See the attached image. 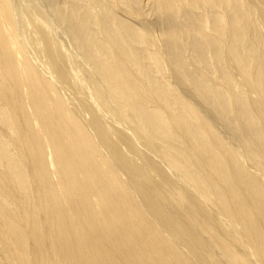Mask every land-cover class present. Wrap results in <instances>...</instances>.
Instances as JSON below:
<instances>
[{"label":"bare ground","instance_id":"1","mask_svg":"<svg viewBox=\"0 0 264 264\" xmlns=\"http://www.w3.org/2000/svg\"><path fill=\"white\" fill-rule=\"evenodd\" d=\"M0 264H264V0H0Z\"/></svg>","mask_w":264,"mask_h":264}]
</instances>
